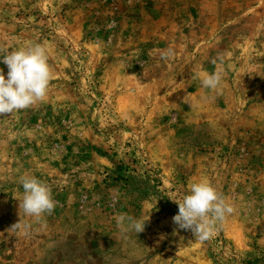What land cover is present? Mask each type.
I'll list each match as a JSON object with an SVG mask.
<instances>
[{
    "label": "rangeland",
    "instance_id": "rangeland-1",
    "mask_svg": "<svg viewBox=\"0 0 264 264\" xmlns=\"http://www.w3.org/2000/svg\"><path fill=\"white\" fill-rule=\"evenodd\" d=\"M34 44L53 75L0 118V264H264V0H0V58ZM25 173L58 203L21 236ZM201 179L236 208L203 242L169 199Z\"/></svg>",
    "mask_w": 264,
    "mask_h": 264
},
{
    "label": "clouds",
    "instance_id": "clouds-1",
    "mask_svg": "<svg viewBox=\"0 0 264 264\" xmlns=\"http://www.w3.org/2000/svg\"><path fill=\"white\" fill-rule=\"evenodd\" d=\"M173 55L174 51L167 49L161 53V58L168 59ZM219 62L223 63L222 56L219 57ZM0 63L8 69L5 77L4 69L0 68V118L32 108L46 99L53 70L48 63L44 46L34 44L19 48L0 58ZM212 63L217 64V59L214 58ZM222 79L223 69L217 67L214 72L204 73L200 82L205 89L216 92ZM17 184V191L20 188L23 190L20 196L14 197L19 202V220L8 231L28 236L32 225L24 218H31L43 229L47 226L44 217L52 215L58 202L53 197L50 184L34 174L21 175ZM169 199L178 205V212L172 217L177 226L174 231H190L202 242L210 239L226 219L236 212L228 198L206 179L190 182L182 199ZM114 219L118 228L125 232L134 231L136 234L145 230L146 221L149 220L136 219L127 213H119Z\"/></svg>",
    "mask_w": 264,
    "mask_h": 264
}]
</instances>
